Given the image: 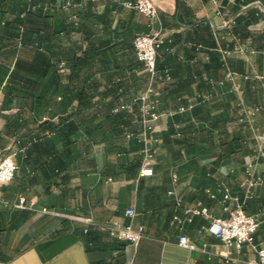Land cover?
<instances>
[{
    "label": "crops",
    "instance_id": "crops-1",
    "mask_svg": "<svg viewBox=\"0 0 264 264\" xmlns=\"http://www.w3.org/2000/svg\"><path fill=\"white\" fill-rule=\"evenodd\" d=\"M47 1L28 5L36 7L28 15V29L31 36L38 35L42 47L54 49L65 61L75 41L80 52L90 47L107 58L104 63L100 55L92 67L83 64L75 79L79 85L88 69L95 72L93 100L124 101L109 87L118 75L125 79V97L144 88L149 76L143 66H128L134 58L128 45L134 35L149 31L144 15L125 7V0H69L77 7L55 8L44 15L41 6ZM152 1L159 21L153 28L166 31L170 38V49L158 50L157 67L159 71L168 68L172 79L159 85L161 116L149 141L151 176L140 174L143 140L126 136L127 131L140 130L138 115L124 113L111 123L105 118L106 111L73 109L76 100L64 90L70 81L67 64L58 74L32 46L20 48L16 54L6 33L9 41L0 46V104L11 111L0 115V158L16 150L17 170L1 190L0 264L259 261L257 250L264 248V183L254 188V196L243 205L247 214H258L254 243L244 244L229 260L208 258L212 244L220 248L218 240L201 231L210 217L195 215L184 224L183 232L199 246L196 249L178 244L175 219L184 216L182 205L198 201L208 207L211 217L227 216L220 203L222 195L216 190L220 182L239 201L243 199L242 165L245 156L254 154L243 138L252 142L253 131L243 133L236 125L238 93L228 88L238 86L247 104L264 103V0H219L218 5L211 0ZM1 4L8 11L0 12V22L11 20L7 0ZM71 12L78 15L77 29L56 39L52 32L64 27V17ZM232 36L253 52L231 55L225 68L219 49L232 47ZM16 56L18 67L14 66ZM227 69L235 72L233 79L214 87L210 101L177 112L179 105L194 100L197 93L211 90L205 77L224 79ZM61 120L60 136L31 142L43 131L42 122ZM256 123L261 124V115ZM256 169L264 177V156ZM208 191L216 198H210ZM20 197L24 208L14 206ZM178 198L182 205L177 204ZM126 207L135 208L133 223L145 229L137 244L114 239L98 227L112 219L128 222ZM202 243L207 246L203 248Z\"/></svg>",
    "mask_w": 264,
    "mask_h": 264
},
{
    "label": "built area",
    "instance_id": "built-area-1",
    "mask_svg": "<svg viewBox=\"0 0 264 264\" xmlns=\"http://www.w3.org/2000/svg\"><path fill=\"white\" fill-rule=\"evenodd\" d=\"M211 1L214 5L219 4V0ZM123 4L125 7L134 9L136 12L147 18V27L149 28V31L136 34L132 39V48L137 60L142 63L143 71L148 74L149 80L144 88L140 90L135 97L128 101H122L112 109V112L115 113L120 110L132 112L134 105L137 104L141 128L136 135L144 142L140 174L142 176H151L153 174L151 167L152 152L151 147L149 146V141L152 137V133L155 131L156 122L161 116V112L159 111L161 99L159 85L161 82H168L172 79L168 68H164L162 71L157 69L156 61L158 50L160 48H164L166 51L170 49L168 46L170 38L166 31L161 29L154 30L153 28L155 23L159 21L157 16V7L152 0H125ZM54 7H58L65 11L71 8H76L77 4H74L69 0H56L54 3L45 2L42 4V9L44 11L51 10ZM68 18L70 21H78V15L76 12H71ZM1 23H3V20ZM231 38L233 43L232 47L227 45L226 47L219 49L221 54V66L225 68H228L227 59L231 55L236 54L244 56L248 52H253L252 49H249L241 42L239 37L232 36ZM59 67L61 68V71L64 69L62 64H60ZM234 75L235 72L227 69L224 79L215 80L205 77V82L211 86V90L206 93H197L194 100H191L186 104L179 105L177 112L190 110L197 102L210 101L213 95L214 87L225 86L226 80H232ZM228 91L231 93H238L236 100V125L243 133L247 130L253 131L252 142L243 138V143L250 146V148L254 151L252 156H245L242 165L244 177L240 186L243 189V199L242 201H239V197L232 195L230 188L224 182H220L216 190L222 195L220 203L222 205V209L228 213L227 216L211 217L208 207L203 205L200 201L193 205L184 206L182 205V200L178 198L177 204L182 205L184 216L176 217L175 219V225L179 231L178 244L189 249H196L199 246L192 243L183 232L184 224L192 221L195 215L210 217L209 224L202 227L201 231L218 240L220 248L217 247L216 243L212 244L211 246L213 249L208 251V258L217 256L223 260L231 259L233 253L239 252L244 244L252 245L254 243L255 233L258 228V214H247L243 205L246 200L254 196V188L257 185L264 183L263 175L259 174L256 169L257 161L264 156V103L247 104L244 101L242 91L238 86L233 85L228 88ZM258 115H261L260 125H257L256 123ZM133 135H135V133L132 131L126 132L127 137H131ZM16 155L17 151L11 150L8 154H5L0 158V201L3 185L12 181L15 176L17 170V164L15 162ZM173 176L175 175L173 174ZM168 193L171 194L173 191L170 190ZM208 196L212 199L216 198V194L212 191H208ZM229 202L235 203L234 206L229 205ZM5 204L8 203L5 202ZM14 206L24 208V199L20 197L18 202L14 203ZM43 210L45 211L46 208H43ZM261 213L264 214V206L262 207ZM125 216L129 218L128 222H124L119 219H112L106 224L99 225L98 227L105 229L114 239L131 244H137L144 236V226L141 224L135 225L133 223V218L136 216V210L134 207H126ZM201 246L205 248L207 244L202 243ZM257 253L259 256L257 264H264V248L258 249ZM125 264H131V262L126 261Z\"/></svg>",
    "mask_w": 264,
    "mask_h": 264
},
{
    "label": "trees",
    "instance_id": "trees-1",
    "mask_svg": "<svg viewBox=\"0 0 264 264\" xmlns=\"http://www.w3.org/2000/svg\"><path fill=\"white\" fill-rule=\"evenodd\" d=\"M4 1V0H3ZM41 1V0H40ZM50 3L56 2V0H50L47 1ZM32 3L35 5V0H7V8H9V12H12L13 17L11 20H3V23L0 22V46H2V43L5 40H8L6 38V33L9 36V40L12 41V46H15V52L18 53V50L20 48H24L25 46H32L36 49V51H39V54L43 57L44 64H48L56 73H61V68L59 67L60 64L63 66L65 63L66 66L69 67V84H65L64 90L69 92L71 97L76 100L75 105L73 106V109H79V108H85V109H93L97 112L106 111L105 118L113 123L117 122L119 118L124 115V113H131V114H138V106L137 104L134 105L133 111L128 112L126 110H120L118 112H112V109L121 103L122 101L114 102H104V100L97 99L96 101L93 100V94H94V75L95 72L91 70H87L84 75L81 77V83L79 85L76 84L75 79L79 77L80 67L84 65H88V67H92L94 62L101 57L102 53L99 51H96L94 48L87 47L86 49L82 50L80 52L79 45L73 41L72 45V51L70 53V56L65 61L61 59L60 56H58V53L54 49H45L42 47V44L39 40L38 35H32L28 29V15L36 10V7L29 8V4ZM58 8V7H56ZM55 10V7L51 10L44 11L41 6V12L44 15H48L50 11ZM59 10H62L59 8ZM8 11L5 7H2L1 0H0V12H6ZM23 14V15H22ZM64 27L61 29L54 30L52 32L53 37L56 39H61L64 35H69L73 32V30H76L77 23L74 21H70L68 17H64ZM41 33V32H40ZM38 34V33H37ZM135 36V35H134ZM8 40V41H9ZM14 44V45H13ZM104 44V42H103ZM169 46V45H168ZM132 47V43L128 45V48ZM1 48V47H0ZM133 49V48H132ZM162 52H166L164 48H161ZM134 52V51H133ZM101 60L105 63L107 62V58L102 55ZM42 61V62H43ZM131 63L128 64V66L134 65L135 68L142 67V63L139 62L134 54V58L131 60L129 59ZM158 61V56H157ZM156 61V66H157ZM19 59L16 56L14 61V66L18 67L19 65ZM134 68V69H135ZM158 69V67H157ZM29 67L26 68V71L29 73ZM135 72V71H134ZM117 78V79H116ZM116 78L112 79L110 88L114 91L116 98L123 97L124 101H128L135 97L137 93H132L128 97H125V79L123 76H116ZM73 83H72V82ZM2 104H0V109L2 108ZM108 104V105H107ZM195 106V105H194ZM68 119V118H67ZM13 122V119L9 116L7 117V124L9 127H11V124ZM63 120H61L59 123L55 124H48V122H42L39 126L43 127V131L41 133L36 134L32 139L31 142H37L39 140H45V139H52L54 137L60 136V129L62 127ZM135 133V131H132Z\"/></svg>",
    "mask_w": 264,
    "mask_h": 264
},
{
    "label": "rangeland",
    "instance_id": "rangeland-1",
    "mask_svg": "<svg viewBox=\"0 0 264 264\" xmlns=\"http://www.w3.org/2000/svg\"><path fill=\"white\" fill-rule=\"evenodd\" d=\"M6 13V12H4ZM9 13V12H8ZM8 111H11V110H7V109H0V115L1 114H4V113H8ZM4 112V113H3Z\"/></svg>",
    "mask_w": 264,
    "mask_h": 264
}]
</instances>
